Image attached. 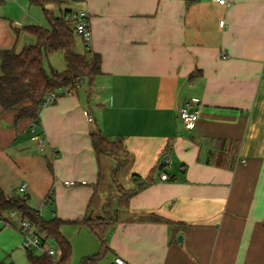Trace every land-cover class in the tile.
Masks as SVG:
<instances>
[{
	"label": "crops",
	"instance_id": "obj_1",
	"mask_svg": "<svg viewBox=\"0 0 264 264\" xmlns=\"http://www.w3.org/2000/svg\"><path fill=\"white\" fill-rule=\"evenodd\" d=\"M228 1L78 0L102 73L43 108V151L32 138L33 120L16 119L22 105H0V187L26 195L45 219L65 221L60 230L72 244L71 261L100 250L82 221L111 205L108 185L100 194L106 163L116 183L122 173L129 180L114 194L127 205L101 222L109 249L95 264L118 256L129 264H264V0ZM11 23L0 15V49H17L25 34V23L18 32ZM187 100L200 112L192 130L179 114ZM96 132L125 148L119 172L115 156H97ZM170 151V166L160 170ZM144 181L150 183L127 196ZM140 213L174 224L130 220ZM8 215L0 212L5 222ZM0 226L10 242L0 259L30 264L20 256L16 221Z\"/></svg>",
	"mask_w": 264,
	"mask_h": 264
},
{
	"label": "trees",
	"instance_id": "obj_2",
	"mask_svg": "<svg viewBox=\"0 0 264 264\" xmlns=\"http://www.w3.org/2000/svg\"><path fill=\"white\" fill-rule=\"evenodd\" d=\"M30 1L42 6L50 28L41 25L26 26L23 29L36 36L35 44H29L19 52L15 48L0 49V105L3 109L22 105L16 119L31 118L41 123V111L47 97L55 94L58 98L65 93L76 91L85 79L89 84H92L93 79L102 73V58L86 43L85 53L75 50L76 32L68 19L72 9L67 8L60 15H55L52 9L48 8L49 4L61 5L65 0ZM15 30L19 31L16 28ZM57 51L63 53L66 68L62 71L52 68L48 72L45 67V58ZM92 143L97 156L109 154L117 158V172L127 164V154L120 142L112 141L101 132H96L92 134ZM108 145L120 146L123 154L119 155L114 148H108ZM149 183L150 181L139 183L136 189L127 192V196L135 194ZM49 195L51 196L50 201H52V194ZM12 209L22 213L36 226L44 229L47 238L54 241L61 250V255L58 258L47 254L28 252L30 264H70L72 244L60 230L65 221L56 217L45 219L38 210L29 204L26 195H9L0 187V212ZM105 220L97 222L87 217L82 221L99 237L101 246L97 253L85 257L81 264H95L109 249L105 230L100 226L101 222ZM130 220L166 221L174 224V222L154 213L133 214L130 216ZM0 264L13 263L0 259Z\"/></svg>",
	"mask_w": 264,
	"mask_h": 264
},
{
	"label": "rangeland",
	"instance_id": "obj_3",
	"mask_svg": "<svg viewBox=\"0 0 264 264\" xmlns=\"http://www.w3.org/2000/svg\"><path fill=\"white\" fill-rule=\"evenodd\" d=\"M79 6H81V4L80 2H78V0H65V2L62 3L61 5L49 4L48 8H51L55 15H60L61 12L67 8L78 9ZM0 15L12 21L11 26L14 31H15L14 29L15 27H21V24L23 23H25V25L27 26L41 25L43 27L50 28V23L43 11L42 6L32 3L30 0H0ZM21 32H24L25 34L19 35L20 36L19 42H18L19 47L17 49L15 48L18 52L21 51L25 46L32 44L33 42L34 44L37 42L36 36L33 35L32 33L26 30H23V29L20 30L19 33ZM30 37H33V38L35 37L32 43H29L30 41H28ZM75 50H77L78 52L85 53V40L81 35L77 33L75 35ZM45 67L48 72H50L52 68L58 71L64 70L66 68V62H65L63 53L61 51L51 53L47 58H45ZM108 148H114L115 151L119 155L123 154L120 146L108 145ZM107 170H108L107 164L104 163L103 171H102L103 175H102L100 194H103V190H105V186L108 185V188L106 190H108V193L112 194L108 200L111 205H109L108 207L109 209L105 213H103V215L100 217L95 218L96 216H99L101 213L99 212L94 213L95 219L93 220H96L97 222L108 219V216L113 218L116 212L115 208H118L120 204L121 206L127 205V200H126L127 198L125 196H124L125 198L123 197L124 199H120V198L117 199L116 196H114V194H118V192H120V188L127 187L129 185V180L122 173L116 183V181L110 178V176L107 173ZM98 198H99V193L97 194L95 198L94 205L97 204L96 202L98 201ZM0 223L1 225H4L6 222L0 218ZM9 225H11V223H9ZM15 228L18 231V228L17 227ZM6 235H7L6 232L1 231V226H0V248L10 243L6 241V237H7ZM78 240H81V238ZM53 242L54 241L49 240L48 243L51 246H54ZM20 247L21 249H23L22 240H21ZM78 247L79 245H77V250H78V254H80V251L82 250V248L79 249ZM55 248H58V246L56 245ZM23 251L24 252L20 254V256L28 260V256H26L27 251L24 249ZM72 256H73V248H72L71 258ZM81 259H82L81 257L77 256L75 259L76 260L75 262H73V260L72 261L70 260V264H73V263L81 264L84 258L82 260Z\"/></svg>",
	"mask_w": 264,
	"mask_h": 264
},
{
	"label": "built area",
	"instance_id": "obj_4",
	"mask_svg": "<svg viewBox=\"0 0 264 264\" xmlns=\"http://www.w3.org/2000/svg\"><path fill=\"white\" fill-rule=\"evenodd\" d=\"M223 4H229L228 0H216ZM68 19L71 21L72 26L75 30V32L79 35H81L85 43L91 47V40H92V31L90 27V21H89V14L86 10L82 9H76L69 13ZM224 24V21H221V25ZM57 100V96L55 94H51L47 97V100L45 101L43 108L49 104ZM199 109L194 108V104L191 100L185 101L180 109L179 114L180 118L183 122V125L185 129L192 130L195 128L196 123L199 119ZM42 115V111H41ZM84 115L86 119L89 122L94 121L93 115L90 113L89 110L84 111ZM40 123L33 120L31 124V130H32V138L38 143L39 148L41 151L44 150V140H43V134L39 131ZM162 179H167L168 175L167 173H163L161 175ZM81 184H86L87 182L85 180L80 182ZM66 185H77L79 184L78 181L75 180H68L65 181ZM26 185H22L20 187L21 192H25ZM51 199V196L49 195L46 199V202L48 203ZM13 220L17 223V228L20 234L22 235V247L27 252H35L38 254H47L52 257L58 258L61 255V250L59 248L52 247L48 242L50 239L47 238V233L44 229L36 226L30 219L26 218L22 213L12 209L9 210V215L6 217V222L11 223ZM114 264H129L127 261H125L122 257L118 256L114 259Z\"/></svg>",
	"mask_w": 264,
	"mask_h": 264
},
{
	"label": "water",
	"instance_id": "obj_5",
	"mask_svg": "<svg viewBox=\"0 0 264 264\" xmlns=\"http://www.w3.org/2000/svg\"><path fill=\"white\" fill-rule=\"evenodd\" d=\"M170 157H171V151L162 157V159L160 160L159 166H158L160 170L164 169L165 167L170 166V161H169ZM178 240L181 242L183 240V236L179 235Z\"/></svg>",
	"mask_w": 264,
	"mask_h": 264
}]
</instances>
